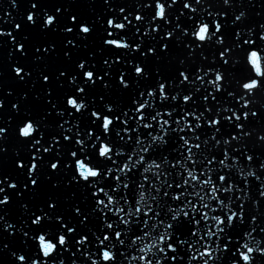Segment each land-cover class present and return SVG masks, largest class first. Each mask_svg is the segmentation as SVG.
Instances as JSON below:
<instances>
[{
  "label": "snow or ice",
  "instance_id": "6c2138e0",
  "mask_svg": "<svg viewBox=\"0 0 264 264\" xmlns=\"http://www.w3.org/2000/svg\"><path fill=\"white\" fill-rule=\"evenodd\" d=\"M25 3L0 264H264V0Z\"/></svg>",
  "mask_w": 264,
  "mask_h": 264
}]
</instances>
